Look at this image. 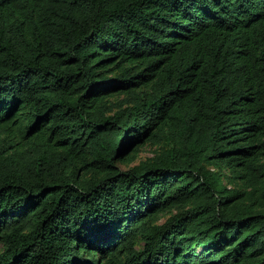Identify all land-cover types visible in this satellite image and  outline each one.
<instances>
[{
  "label": "trees",
  "instance_id": "16d2710c",
  "mask_svg": "<svg viewBox=\"0 0 264 264\" xmlns=\"http://www.w3.org/2000/svg\"><path fill=\"white\" fill-rule=\"evenodd\" d=\"M0 264H264V0H0Z\"/></svg>",
  "mask_w": 264,
  "mask_h": 264
},
{
  "label": "rangeland",
  "instance_id": "374dc122",
  "mask_svg": "<svg viewBox=\"0 0 264 264\" xmlns=\"http://www.w3.org/2000/svg\"><path fill=\"white\" fill-rule=\"evenodd\" d=\"M125 95L121 94L119 96H116L113 101L115 102L116 106H119V104L122 102V100H124ZM162 147H159L157 145L148 143L145 144L138 152V154L136 155L135 159H132V161H119V165L123 170H128V169H132L134 167H136L137 165H139L142 162H146V161H150L153 160V158H155L157 155H159L160 151H161ZM132 154V151L129 152L128 155ZM212 170H216L215 168H212ZM227 172H230L227 170ZM228 187L229 186L228 184ZM171 215V213H165L162 214L160 217V220L158 221V223L163 222L166 218H168Z\"/></svg>",
  "mask_w": 264,
  "mask_h": 264
},
{
  "label": "water",
  "instance_id": "95a60500",
  "mask_svg": "<svg viewBox=\"0 0 264 264\" xmlns=\"http://www.w3.org/2000/svg\"><path fill=\"white\" fill-rule=\"evenodd\" d=\"M49 192V191H48ZM47 194V193H46Z\"/></svg>",
  "mask_w": 264,
  "mask_h": 264
}]
</instances>
